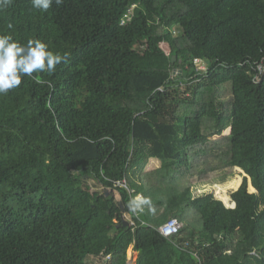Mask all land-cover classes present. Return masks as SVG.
Returning a JSON list of instances; mask_svg holds the SVG:
<instances>
[{
    "label": "trees",
    "instance_id": "trees-1",
    "mask_svg": "<svg viewBox=\"0 0 264 264\" xmlns=\"http://www.w3.org/2000/svg\"><path fill=\"white\" fill-rule=\"evenodd\" d=\"M0 34L66 57L0 94V264H264V0H11ZM224 168L236 206L184 184Z\"/></svg>",
    "mask_w": 264,
    "mask_h": 264
},
{
    "label": "clouds",
    "instance_id": "clouds-1",
    "mask_svg": "<svg viewBox=\"0 0 264 264\" xmlns=\"http://www.w3.org/2000/svg\"><path fill=\"white\" fill-rule=\"evenodd\" d=\"M11 0H0V7H6ZM35 9L47 11L53 0H31ZM57 5L62 0H55ZM12 27L11 24L8 25ZM66 57L50 51L48 45L39 39H29L26 44L15 41L11 35L0 34V94L20 86L22 77H32L34 73H53ZM37 83L41 81L37 79ZM147 203L137 196L130 204L133 211Z\"/></svg>",
    "mask_w": 264,
    "mask_h": 264
},
{
    "label": "rangeland",
    "instance_id": "rangeland-1",
    "mask_svg": "<svg viewBox=\"0 0 264 264\" xmlns=\"http://www.w3.org/2000/svg\"><path fill=\"white\" fill-rule=\"evenodd\" d=\"M176 38H178L179 36V32H176ZM181 42L182 40L179 39ZM192 107L191 104H186L180 107L179 113L180 115L183 116H190L192 114H194L196 112V110L198 109L197 106L192 110H188V108ZM231 132V129L229 130L226 129L220 133H218L217 135H212L209 137H205L202 139L201 142L203 141H207L210 139H217L219 137H222L224 135H227ZM153 167H151L150 165H147L146 171L148 172V174H150V178L152 179L153 183H158L157 178L155 177L156 174H154V169ZM195 175H193L192 177H187L184 179L185 181V185L188 184L189 182H193L191 185V189L193 191V195L194 196H200V195H205L207 193H214L217 197H220L223 199V201L226 203L227 206H236V203L232 201L231 198V192L233 190L238 189L243 180H244V176L246 175L245 172H241L238 169H233V168H227V169H220L217 171H208L207 173L209 175L200 173L198 170L194 172ZM206 175V176H204ZM190 179H192V181H190ZM183 181V182H184ZM93 187L95 189H102V187L97 186L95 183H93ZM249 188L251 191H254V188L251 184V182L249 183ZM142 200H144L143 195L139 196ZM153 207V210L155 208L159 209L157 210V214H163L164 212V208L163 207ZM145 209L143 207V205L141 204L138 208H136L135 212L139 213L138 210H142ZM160 211V212H159ZM145 211H141V213H144ZM125 220L127 221H131V214L130 213H124L123 214ZM138 251H136L134 249V246L131 245L128 249V253H127V261L128 264H135L137 257H138ZM91 259V260H90ZM90 264H108L106 263L102 258L100 257H90Z\"/></svg>",
    "mask_w": 264,
    "mask_h": 264
},
{
    "label": "built area",
    "instance_id": "built-area-1",
    "mask_svg": "<svg viewBox=\"0 0 264 264\" xmlns=\"http://www.w3.org/2000/svg\"><path fill=\"white\" fill-rule=\"evenodd\" d=\"M197 63L199 66V68H198L199 70H205L206 69L207 61L204 62V60L198 59ZM119 184L125 186L131 192V189L129 188L126 179L120 181ZM136 214H138V213H136ZM130 224L131 225L135 224V221L133 220V218H131ZM181 227H182V223L177 218L172 217L169 220H167L166 222H164L163 224H161L159 226L158 230L165 237L171 238L180 232Z\"/></svg>",
    "mask_w": 264,
    "mask_h": 264
},
{
    "label": "crops",
    "instance_id": "crops-1",
    "mask_svg": "<svg viewBox=\"0 0 264 264\" xmlns=\"http://www.w3.org/2000/svg\"><path fill=\"white\" fill-rule=\"evenodd\" d=\"M148 165L153 167V169L155 170L161 166V161L157 158H151ZM153 169H150V170H153Z\"/></svg>",
    "mask_w": 264,
    "mask_h": 264
},
{
    "label": "water",
    "instance_id": "water-1",
    "mask_svg": "<svg viewBox=\"0 0 264 264\" xmlns=\"http://www.w3.org/2000/svg\"><path fill=\"white\" fill-rule=\"evenodd\" d=\"M176 59V56H174V60ZM126 224H129V221L125 220Z\"/></svg>",
    "mask_w": 264,
    "mask_h": 264
}]
</instances>
